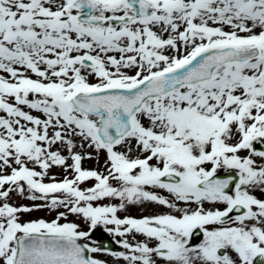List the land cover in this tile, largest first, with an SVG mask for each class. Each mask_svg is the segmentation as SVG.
I'll return each mask as SVG.
<instances>
[{"label":"rangeland","instance_id":"1","mask_svg":"<svg viewBox=\"0 0 264 264\" xmlns=\"http://www.w3.org/2000/svg\"><path fill=\"white\" fill-rule=\"evenodd\" d=\"M65 1L43 13L36 0H0V264L30 230L78 233L106 264H251L264 253V154L249 149L253 137L264 143V0H171L160 16L141 0L148 17L115 22L133 14L128 0L95 2L102 20L92 24L76 20L71 0L37 2ZM224 43L260 53L148 99L112 146L98 141L96 116L60 101ZM24 79L49 90L32 94ZM228 171L238 179L226 192L196 185ZM165 172L179 181H152ZM237 201L244 211L230 213ZM92 230L121 248H98Z\"/></svg>","mask_w":264,"mask_h":264},{"label":"water","instance_id":"2","mask_svg":"<svg viewBox=\"0 0 264 264\" xmlns=\"http://www.w3.org/2000/svg\"><path fill=\"white\" fill-rule=\"evenodd\" d=\"M80 2V0H78ZM140 14L145 15L146 7L135 1ZM258 54L256 46L246 49H236L226 45L222 48L209 49L194 56L187 64L175 71L153 75L142 81L134 88H111L98 92L80 94L74 97V104L85 114L95 113L98 116V125L95 128L104 143H112L124 135L131 127V118L134 111L142 102L150 97L165 93L181 83H191L209 79L213 69L223 62L242 61ZM117 110V111H115ZM253 151L263 150L264 146L254 140ZM234 177L226 176L212 187L215 190H226ZM29 235H33L30 233ZM29 235L19 236V254L26 252L35 264H62L60 260L70 256L72 262L64 264H90L95 263L88 255V248L81 242L79 236L68 234L43 235V240H29ZM107 237L101 239V246H107ZM37 245V247L35 246ZM108 246L115 247L112 243ZM65 255L58 257L59 254ZM259 261L262 257L258 255Z\"/></svg>","mask_w":264,"mask_h":264},{"label":"bare ground","instance_id":"3","mask_svg":"<svg viewBox=\"0 0 264 264\" xmlns=\"http://www.w3.org/2000/svg\"><path fill=\"white\" fill-rule=\"evenodd\" d=\"M38 0H36V2H32V4H31V6H33V7H35V6H41L42 8H43V13H46V11L48 10V9H51V10H55V9H53L54 7H56L57 5H55V4H53V3H50L51 5H48V4H46V5H48V6H45L44 4H42V3H39V2H37ZM110 1H113V0H99V1H97V3H100L101 2V4L102 3H107V2H110ZM145 1H147V3H149V10L150 11H152L153 12V14H155V16H160V13L162 14L163 13V10L166 8V7H168V5H169V2L171 1V0H169V1H164L163 0V2H162V0H145ZM172 4V2H170V5ZM21 6L22 7H25V4H21ZM34 19H37V18H33V20ZM38 20V19H37ZM155 20L157 21V22H159V20L157 19V18H155ZM66 22V20H64V23ZM68 26H69V24H68ZM70 28H74V26H72V27H70ZM154 44V43H153ZM157 45V44H156ZM158 51H159V49H157ZM154 52H156V51H154ZM21 55H23L22 53H21ZM159 55V53L158 52H156L155 53V56H158ZM194 90V89H193ZM197 199L198 200H201L204 196L203 195H201V193H198L197 194ZM161 229H163V227L162 226H160V229L159 230H161Z\"/></svg>","mask_w":264,"mask_h":264}]
</instances>
